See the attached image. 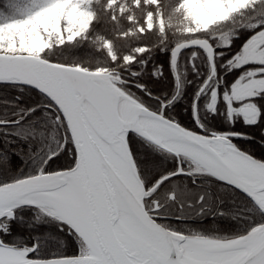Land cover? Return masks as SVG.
<instances>
[{
    "label": "snow or ice",
    "instance_id": "obj_1",
    "mask_svg": "<svg viewBox=\"0 0 264 264\" xmlns=\"http://www.w3.org/2000/svg\"><path fill=\"white\" fill-rule=\"evenodd\" d=\"M257 144L264 0H0V264H264Z\"/></svg>",
    "mask_w": 264,
    "mask_h": 264
},
{
    "label": "trees",
    "instance_id": "obj_2",
    "mask_svg": "<svg viewBox=\"0 0 264 264\" xmlns=\"http://www.w3.org/2000/svg\"><path fill=\"white\" fill-rule=\"evenodd\" d=\"M181 114L182 115H186L183 112L182 109H181ZM254 151H255L256 155H258V156L261 155V154H264V149H261L260 146H259V144H257V147L254 149ZM209 220H211V218H209ZM208 226H210V227H218L219 225H218V223H213V224H210Z\"/></svg>",
    "mask_w": 264,
    "mask_h": 264
}]
</instances>
